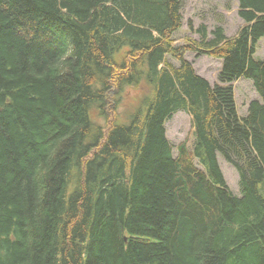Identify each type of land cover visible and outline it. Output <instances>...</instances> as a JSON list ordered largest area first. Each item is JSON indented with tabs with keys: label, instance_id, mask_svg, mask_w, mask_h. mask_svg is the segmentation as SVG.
<instances>
[{
	"label": "trees",
	"instance_id": "obj_1",
	"mask_svg": "<svg viewBox=\"0 0 264 264\" xmlns=\"http://www.w3.org/2000/svg\"><path fill=\"white\" fill-rule=\"evenodd\" d=\"M237 1L234 36L202 23L177 46L182 0H0V264H264V0ZM188 49L222 59L220 84ZM241 77L260 95L243 115Z\"/></svg>",
	"mask_w": 264,
	"mask_h": 264
},
{
	"label": "rangeland",
	"instance_id": "obj_2",
	"mask_svg": "<svg viewBox=\"0 0 264 264\" xmlns=\"http://www.w3.org/2000/svg\"><path fill=\"white\" fill-rule=\"evenodd\" d=\"M239 6L237 0H182L183 23L179 30L174 33V45L184 46L191 43V40L200 39L196 29L204 23L209 31L216 26H223L228 36H234L244 21L238 14ZM189 22L193 28L189 27ZM210 34V33H209ZM211 35V34H210ZM185 58L190 61L196 72L205 77L212 85L220 84L219 73L222 68V59L200 53L196 50L185 51ZM257 59H264V37L257 46L255 54ZM168 60L175 65L179 61L172 56ZM235 90L236 102L240 114H245L251 100L260 99L251 79L241 77L232 82ZM145 88L141 86H128L122 92V100L117 108L120 122H125L140 104ZM109 115L112 116V108H109ZM94 121L106 123V118L101 117L96 110L91 112ZM167 136L173 146L174 154L177 155V145L183 140L193 141L191 115L186 111H177L172 118L166 121ZM219 163L226 181L234 194H240L239 174L236 168L219 154Z\"/></svg>",
	"mask_w": 264,
	"mask_h": 264
}]
</instances>
